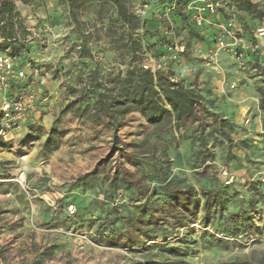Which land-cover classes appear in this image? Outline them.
Here are the masks:
<instances>
[{
	"label": "rangeland",
	"instance_id": "rangeland-1",
	"mask_svg": "<svg viewBox=\"0 0 264 264\" xmlns=\"http://www.w3.org/2000/svg\"><path fill=\"white\" fill-rule=\"evenodd\" d=\"M128 1L144 21V28L137 31L144 50L141 64L153 70H171V77L199 91L210 114L216 115L204 120L201 133L196 122L180 129L177 148L170 150L167 179L196 190L214 180L231 188L233 185L235 198L251 196L258 202L247 210L259 230L247 239L224 237L212 225L203 227L196 221L167 242L151 239L142 247L122 246V240L115 241L117 245L107 243L111 237L117 238L111 233V216L116 214L112 209L130 205L125 189H113L108 180L118 170L133 169L110 151L105 129L80 124L71 115L56 123V150L46 157L41 155L48 130L70 98L65 85L74 83L79 68L76 53L80 37L68 18L67 6L60 0L54 7L50 6L52 0H33L18 11L26 26L27 49L14 60L25 73L18 81L28 83L17 96L32 91L35 108L30 113L31 121L12 130V138L0 137V264H129L142 262L145 257L153 261L183 259L184 264L235 259L264 262V227L256 212L261 208L260 192H264V109L260 104L264 47L258 44L246 56L244 68L238 67L229 51L216 48V37L223 33L221 27L227 18L235 15L237 31L238 23L249 28L247 22L264 14V0H250L254 7L249 16L241 11V3L222 0L213 14H206L208 22L194 30L202 36L201 41L191 35L189 23H193L194 12L213 0H171L181 8L185 22L172 6L161 9L157 3ZM111 17L110 3L81 0L77 18L82 32H89L87 43L93 54V60L87 61L88 68L96 61L103 69L124 68L130 61L129 55L123 58L110 50L112 40L106 37V31ZM155 31L171 38V42L159 39V44L153 45L155 37L147 32ZM243 32L248 34L246 38L240 32L248 43H255L250 29ZM9 93V87L1 90L0 102ZM239 104L248 106L246 113V108L240 107L245 116L239 114ZM220 119L224 120L223 128ZM148 129L145 120L132 112L125 117L118 136L129 143ZM22 173L23 186L19 180ZM81 176L86 178L79 181ZM251 186L256 189L250 190ZM70 204L75 209L72 214L67 210ZM237 206L238 202L227 210ZM155 243L158 246L146 247Z\"/></svg>",
	"mask_w": 264,
	"mask_h": 264
},
{
	"label": "trees",
	"instance_id": "trees-1",
	"mask_svg": "<svg viewBox=\"0 0 264 264\" xmlns=\"http://www.w3.org/2000/svg\"><path fill=\"white\" fill-rule=\"evenodd\" d=\"M17 1L30 4L33 0H0V52L5 51L13 58L20 57L27 49L26 26L16 9ZM100 1L113 6L114 17L109 18L111 24L106 31V37L112 40L110 50L123 58L129 55L130 61L124 68L118 65L112 69H103L98 61L88 68L87 61L93 60V54L87 43L89 32H82V23L77 18L81 0H60L62 5L67 6L68 18L75 24L80 37L76 53L79 68L75 73L74 83L65 85L70 98L61 106L59 117L57 116L48 130L41 146V155L46 157L56 150L59 134L56 123L65 115H71L80 124L96 125V129L100 127L108 132L110 151L133 169L132 172L118 170L108 180L113 189L122 186L130 200V205L122 204L112 209V213L116 214L111 216V233L117 237H111V240L107 241L112 245H117L115 241L120 240L122 246L137 247L145 246L151 239L167 242L178 237L181 228L196 221L203 227L212 225L216 233L224 237L247 239L250 234H255L260 226L251 221L253 217L247 210L248 206L258 203L254 197L235 198L236 190L233 185L231 184V188L230 184H220L218 180L196 190L190 185L182 188L181 184L167 179L171 172L170 150L177 148L180 129L187 123L196 122V127L201 133L205 126L204 120L208 116L216 115L210 114L202 94L192 87L185 86L182 81L174 80L171 70H153L141 64L144 50L141 45L142 37L137 31L144 28V21L132 10L128 0ZM139 1L143 4L157 3L161 9L172 6L180 21L186 20L181 8H178L177 4L173 5L171 0ZM235 1L242 4L241 11L249 16L254 7L250 0ZM189 25L191 35L198 41L203 40L202 36L194 31L199 27L191 22ZM147 33L155 37L153 45L159 44V39L171 42V38L157 31L154 34ZM27 86L28 83L25 82L11 81L8 98L16 97ZM260 104L264 109V86L260 90ZM132 112L138 113L149 129L140 138L123 143L118 131L124 125L125 117ZM219 121L221 124L224 120ZM223 126L220 125L222 128ZM201 145L205 147L203 141ZM84 178L86 176H81L79 181ZM153 181H156V184L151 185ZM255 187L251 186L249 189L255 190ZM258 200L261 208L256 212L260 219L262 218L264 227V203L260 201L264 200V192H260ZM237 202L236 209L227 210L229 207H236ZM203 233L208 234L205 231ZM156 246L157 243L146 247ZM184 263L183 259L153 261L145 257L142 262L129 264ZM217 264L264 262L235 259Z\"/></svg>",
	"mask_w": 264,
	"mask_h": 264
},
{
	"label": "built area",
	"instance_id": "built-area-1",
	"mask_svg": "<svg viewBox=\"0 0 264 264\" xmlns=\"http://www.w3.org/2000/svg\"><path fill=\"white\" fill-rule=\"evenodd\" d=\"M222 0L207 1L192 15L193 23L201 27L208 22L206 14H213L219 8ZM231 14L226 23L222 26V32L216 37L217 50L229 51L236 59L239 68L246 67V56L258 48V43H248L235 29L236 17ZM255 36L264 37V16L259 25L254 28ZM212 57V56H211ZM12 56L7 52H0V91L6 90L11 81L21 80L25 73L18 68ZM159 67V66H158ZM35 96L32 91L24 95L8 98L3 97L0 102V137H5L13 129L31 121L30 113L34 110ZM25 179L20 181L22 186ZM68 213H74L73 204L67 206Z\"/></svg>",
	"mask_w": 264,
	"mask_h": 264
},
{
	"label": "crops",
	"instance_id": "crops-1",
	"mask_svg": "<svg viewBox=\"0 0 264 264\" xmlns=\"http://www.w3.org/2000/svg\"><path fill=\"white\" fill-rule=\"evenodd\" d=\"M56 1H58V0H52V2H51V4H50V6L51 7H54L55 6V4H56ZM15 5H16V9L18 10V11H22L21 10V6H23L24 4H22L21 2H15ZM262 13V12H261ZM243 16H244V14H242ZM264 16V14H260V16L257 18V19H255L254 20V22H247V26L249 27V28H243L242 26H240L239 24L240 23H238V26H237V29H238V31H240V32H242V34L247 38L248 37V34H246V33H244L243 31H248V29H250L251 30V32H252V40L255 42V43H258L259 45H263L262 47H264V37H258V36H255V34L253 33L254 32V28L256 27V26H258L259 25V22L261 21V18ZM242 35V36H243ZM244 36H243V38H244ZM245 39V38H244ZM245 41H246V39H245ZM195 46V45H194ZM196 48V47H195ZM262 49V48H261ZM202 85H205V84H202ZM238 109H239V114H241V115H244L245 116V113L247 112V110H248V106H244V104L242 105V104H239L238 106ZM240 107H245L246 108V111H245V113L243 114L242 112H241V110H240ZM16 130V129H15ZM14 131V130H13ZM13 131H11V132H9L6 136V138L7 139H9V138H12L13 137V135H12V133H14ZM25 156H27V155H25V154H23L22 155V157H25ZM9 194V193H8Z\"/></svg>",
	"mask_w": 264,
	"mask_h": 264
},
{
	"label": "bare ground",
	"instance_id": "bare-ground-1",
	"mask_svg": "<svg viewBox=\"0 0 264 264\" xmlns=\"http://www.w3.org/2000/svg\"><path fill=\"white\" fill-rule=\"evenodd\" d=\"M23 173L22 174H20V177H19V180L21 181V180H23Z\"/></svg>",
	"mask_w": 264,
	"mask_h": 264
}]
</instances>
